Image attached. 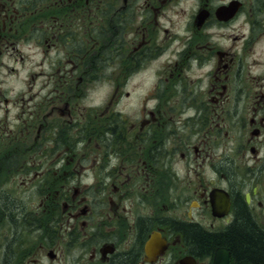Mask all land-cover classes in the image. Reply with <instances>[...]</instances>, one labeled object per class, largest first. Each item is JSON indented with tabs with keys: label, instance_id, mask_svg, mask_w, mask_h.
Instances as JSON below:
<instances>
[{
	"label": "flooded vegetation",
	"instance_id": "af4514ba",
	"mask_svg": "<svg viewBox=\"0 0 264 264\" xmlns=\"http://www.w3.org/2000/svg\"><path fill=\"white\" fill-rule=\"evenodd\" d=\"M0 148V264H264L189 239L264 234V0H0Z\"/></svg>",
	"mask_w": 264,
	"mask_h": 264
},
{
	"label": "rangeland",
	"instance_id": "374dc122",
	"mask_svg": "<svg viewBox=\"0 0 264 264\" xmlns=\"http://www.w3.org/2000/svg\"><path fill=\"white\" fill-rule=\"evenodd\" d=\"M112 71H113V75H111V76L106 75L105 82L114 84V82L117 81V74L118 73L116 72L117 70L110 69L108 74H110ZM105 82H104V80L101 79L100 83H93V84H89V85L78 87L77 88V93H78L77 100L75 101V103L77 102V111L75 112V114L73 115L72 118L69 117V118H66V120H65V118L62 119L61 127L66 129V130H63L62 128L61 129L58 128L57 130H52V131H48L47 130V132H45L44 134L41 133L39 135L40 139H38L37 142H36L37 148H34V149L35 150L36 149L41 150V149L44 148L46 151L47 150H51L52 146L49 143V139L54 138V137H56L57 140H59V145L68 143L67 142L68 141L67 138H75L72 135L71 131H70V127L71 126H75L76 127V128L73 129L75 133L81 131L80 128H77L79 126V123H77V122H80L83 119H87V117L84 118L85 116L80 114L82 109L83 108L92 107V108H94L96 110L95 113L98 114V112L102 109V106H104V104L106 106L107 103L109 102V100H110V98H111V96H112V94L114 92V89H113V85L112 84L109 85L108 83H105ZM148 87H149V82L143 80L141 82V87H140L141 89L139 91L143 92V91L147 90ZM7 88L9 90H11L12 88H15L14 92L19 91V93H22L21 89H20L21 88V84H19L17 82L9 81V83L7 84ZM7 94L9 96H15V94H13L12 91H10V92L7 91ZM11 108H14V107L11 106ZM73 119H74V122L72 123L73 125H71V123H67V122H72ZM99 135H100V133L97 134L96 137L99 136ZM33 136H36V133H33ZM59 136H61V139L59 138ZM23 144L26 147H29L32 144V139L30 138V140H28V142L23 141ZM25 146H24V148H17L22 153V155H24V153L26 151H28L27 148H25ZM38 146H39V148H38ZM31 151H33V149ZM36 152L37 151H35L33 153L26 154L25 156L36 155ZM6 154H7V151H4L3 153H0V157L6 156ZM10 165H12V163L5 162V161H1L0 162V174L2 176H4L6 172L7 173L14 172L15 169L19 166L18 164H16L14 166L12 165L9 168ZM5 177H1L0 176L1 183L5 182ZM19 179H20V175L14 177V188H19V183H18ZM14 192L15 191L13 189V191H11L10 193L6 194L7 204L12 209H16V205L14 204L15 201L20 202L21 205L25 203V198L19 200L20 197H18ZM3 197H4V195H3ZM34 200L35 199L32 196L31 197V203Z\"/></svg>",
	"mask_w": 264,
	"mask_h": 264
},
{
	"label": "trees",
	"instance_id": "16d2710c",
	"mask_svg": "<svg viewBox=\"0 0 264 264\" xmlns=\"http://www.w3.org/2000/svg\"><path fill=\"white\" fill-rule=\"evenodd\" d=\"M189 239L197 252L206 251L214 243H228L237 257H249L251 260L264 262V234L256 230L242 212L226 235L214 238L191 230Z\"/></svg>",
	"mask_w": 264,
	"mask_h": 264
}]
</instances>
